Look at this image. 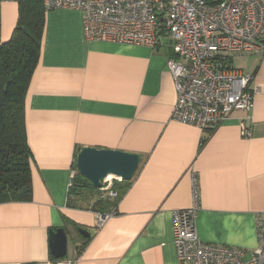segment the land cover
Wrapping results in <instances>:
<instances>
[{
    "label": "crops",
    "instance_id": "1",
    "mask_svg": "<svg viewBox=\"0 0 264 264\" xmlns=\"http://www.w3.org/2000/svg\"><path fill=\"white\" fill-rule=\"evenodd\" d=\"M18 14L17 1H0V42ZM173 55L170 46L88 40L80 10L47 11L26 98L32 195L0 202V264H179L174 212L195 204L202 241L241 248L242 264H256L264 246V54L233 58L256 76L255 105L212 132L172 118ZM83 147L141 154L134 177L117 181L116 203L96 204L104 191L89 187L70 195ZM112 206L116 214L99 226L97 212ZM61 227L68 253L55 259L50 232Z\"/></svg>",
    "mask_w": 264,
    "mask_h": 264
},
{
    "label": "built area",
    "instance_id": "2",
    "mask_svg": "<svg viewBox=\"0 0 264 264\" xmlns=\"http://www.w3.org/2000/svg\"><path fill=\"white\" fill-rule=\"evenodd\" d=\"M2 1V0H0ZM18 1V0H14ZM45 9H77L83 13L88 40L170 46L167 59L177 101L174 120L215 131L235 110L249 114L255 105L256 76L233 64L237 55L264 54V0H43ZM242 134L252 136L242 122ZM107 178L102 190L118 193ZM197 205L174 212V238L179 264H242L241 248L207 243L196 228ZM116 214L113 206L97 212L102 226ZM264 246L253 262L260 264Z\"/></svg>",
    "mask_w": 264,
    "mask_h": 264
},
{
    "label": "trees",
    "instance_id": "3",
    "mask_svg": "<svg viewBox=\"0 0 264 264\" xmlns=\"http://www.w3.org/2000/svg\"><path fill=\"white\" fill-rule=\"evenodd\" d=\"M17 2L19 14L12 36L0 42V202L28 200L32 195L33 153L28 142L26 98L41 56L47 11L43 0ZM117 181L113 186L117 197L111 200L103 192L96 204L108 206L117 202L122 193ZM86 187L102 190L77 172L70 195H79Z\"/></svg>",
    "mask_w": 264,
    "mask_h": 264
},
{
    "label": "water",
    "instance_id": "4",
    "mask_svg": "<svg viewBox=\"0 0 264 264\" xmlns=\"http://www.w3.org/2000/svg\"><path fill=\"white\" fill-rule=\"evenodd\" d=\"M140 153L121 149L83 147L76 156L77 171L88 179L93 187L101 189L106 179L116 176L122 180H131L140 166ZM80 231L90 234L84 229ZM50 248L55 259H63L68 253V235L64 228L50 232Z\"/></svg>",
    "mask_w": 264,
    "mask_h": 264
},
{
    "label": "bare ground",
    "instance_id": "5",
    "mask_svg": "<svg viewBox=\"0 0 264 264\" xmlns=\"http://www.w3.org/2000/svg\"><path fill=\"white\" fill-rule=\"evenodd\" d=\"M113 177H114V178H118V177H116V176L110 175V176L108 177V179H109V178H113Z\"/></svg>",
    "mask_w": 264,
    "mask_h": 264
},
{
    "label": "clouds",
    "instance_id": "6",
    "mask_svg": "<svg viewBox=\"0 0 264 264\" xmlns=\"http://www.w3.org/2000/svg\"><path fill=\"white\" fill-rule=\"evenodd\" d=\"M102 189V188H101Z\"/></svg>",
    "mask_w": 264,
    "mask_h": 264
}]
</instances>
